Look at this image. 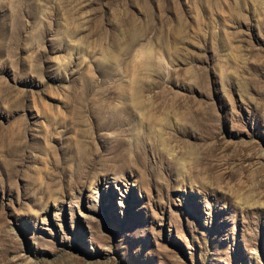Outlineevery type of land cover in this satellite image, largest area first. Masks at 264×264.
Instances as JSON below:
<instances>
[{"label": "rangeland", "instance_id": "1", "mask_svg": "<svg viewBox=\"0 0 264 264\" xmlns=\"http://www.w3.org/2000/svg\"><path fill=\"white\" fill-rule=\"evenodd\" d=\"M0 264H264V0H0Z\"/></svg>", "mask_w": 264, "mask_h": 264}]
</instances>
